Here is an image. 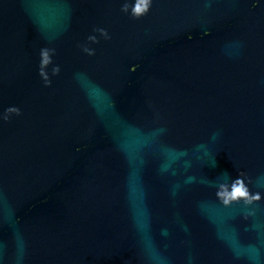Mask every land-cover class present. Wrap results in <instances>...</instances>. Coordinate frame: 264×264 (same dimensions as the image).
<instances>
[{
  "label": "water",
  "instance_id": "water-1",
  "mask_svg": "<svg viewBox=\"0 0 264 264\" xmlns=\"http://www.w3.org/2000/svg\"><path fill=\"white\" fill-rule=\"evenodd\" d=\"M0 264H264V0H0Z\"/></svg>",
  "mask_w": 264,
  "mask_h": 264
}]
</instances>
